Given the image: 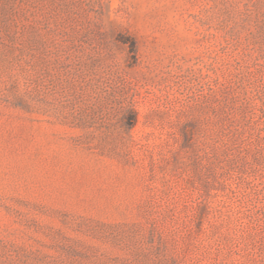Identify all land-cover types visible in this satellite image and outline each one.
<instances>
[{"label":"rangeland","instance_id":"374dc122","mask_svg":"<svg viewBox=\"0 0 264 264\" xmlns=\"http://www.w3.org/2000/svg\"><path fill=\"white\" fill-rule=\"evenodd\" d=\"M0 264H264V0H0Z\"/></svg>","mask_w":264,"mask_h":264}]
</instances>
